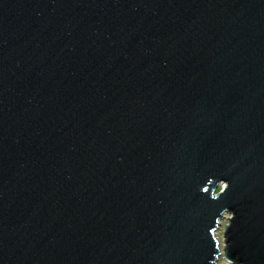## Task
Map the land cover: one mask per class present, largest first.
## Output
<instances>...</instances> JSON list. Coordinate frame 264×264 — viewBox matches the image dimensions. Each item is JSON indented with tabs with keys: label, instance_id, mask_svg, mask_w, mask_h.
<instances>
[{
	"label": "water",
	"instance_id": "1",
	"mask_svg": "<svg viewBox=\"0 0 264 264\" xmlns=\"http://www.w3.org/2000/svg\"><path fill=\"white\" fill-rule=\"evenodd\" d=\"M0 264H264V0H0Z\"/></svg>",
	"mask_w": 264,
	"mask_h": 264
}]
</instances>
